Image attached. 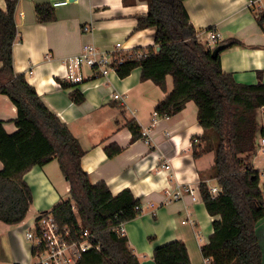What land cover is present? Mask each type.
Wrapping results in <instances>:
<instances>
[{"label": "crops", "instance_id": "crops-1", "mask_svg": "<svg viewBox=\"0 0 264 264\" xmlns=\"http://www.w3.org/2000/svg\"><path fill=\"white\" fill-rule=\"evenodd\" d=\"M8 1L13 0H0L3 12H7ZM128 1L77 0L55 9L52 22L41 23L36 6L48 4V0H18L14 71L24 75L46 107L77 138L85 151L81 165L90 182L106 184L114 196L128 189L140 202L142 213L125 224V233L141 263L154 260L157 247L179 241L185 244L191 264H209L201 249L209 243L213 222L218 218L207 212L200 185L204 180L209 187H218V183L207 180L214 164L213 153L194 156L193 144L204 134L198 123V107L189 102L171 117H153L161 102L183 99L192 90L191 79L169 68H139L125 79L111 73L104 79L89 80L93 75L84 69L87 82L76 88L62 86L65 60L79 55L87 44L101 52L114 51L117 44L125 51L156 48L154 29L137 30L138 18L149 12L147 2ZM251 1H185L197 35L211 30L221 36L220 44L231 40L239 43L229 46L220 56L223 72L242 85L264 83V32L257 23V15L264 13V0ZM85 26L91 30L85 32ZM76 90L85 96L80 105L72 98ZM114 94L121 95L123 101L113 100ZM17 115L11 100L0 95V121L5 123L8 134L17 130ZM133 120L145 136L137 141H132V133L125 127ZM258 121L264 129V108L258 113ZM260 140L259 136L258 146ZM111 145L122 149L114 158L106 153ZM259 156L260 152L255 158ZM165 165L170 169L166 170ZM24 181L32 190L33 202L22 223L10 226L0 221L4 224L0 225V264H35L25 240L27 231L41 214L71 199L69 183L57 160L31 169ZM179 188L195 190L198 201L183 192L180 200L169 202ZM187 216L191 224L183 225ZM256 234H260L264 262V220L257 225Z\"/></svg>", "mask_w": 264, "mask_h": 264}, {"label": "trees", "instance_id": "trees-1", "mask_svg": "<svg viewBox=\"0 0 264 264\" xmlns=\"http://www.w3.org/2000/svg\"><path fill=\"white\" fill-rule=\"evenodd\" d=\"M144 1L149 12L138 18L137 30L154 29L156 48L134 49L143 50L146 57L125 60L116 73L125 79L139 68H169L191 79L192 90L183 99L161 102L155 112L171 117L194 102L198 123L204 129L193 144L194 156L214 155L207 180L217 181L220 192L213 197L204 180L200 193L209 215L218 219L213 222L209 243L201 249L203 258L209 264H264L256 234L257 225L264 220V191L261 171L252 165L259 150L258 138H264L258 121V113L264 108V83L238 84L231 74L223 72L221 54L212 58L211 51L199 41L185 8L186 0ZM17 3L8 1L7 12L0 9V95L7 96L18 111L14 133L8 134L0 121V221L13 226L25 220L33 195L24 175L57 160L69 183L71 199L55 206L51 213L59 224L75 233L89 230L101 245L100 251L88 252L81 264H141L128 238L116 232L121 224L139 215L136 207L140 202L128 189L114 196L106 184L90 182L81 165L85 151L77 138L46 107L24 75L14 71ZM36 13L41 23L55 19L54 9L48 4L37 5ZM257 23L264 32V13L257 15ZM228 44L239 43L231 40ZM62 86L78 85L64 82ZM72 98L79 105L85 100L80 90ZM125 127L132 133V141L145 137L136 121H128ZM121 152L115 145L106 148L109 158ZM153 259L156 264H191L185 244L179 241L157 247Z\"/></svg>", "mask_w": 264, "mask_h": 264}, {"label": "built area", "instance_id": "built-area-1", "mask_svg": "<svg viewBox=\"0 0 264 264\" xmlns=\"http://www.w3.org/2000/svg\"><path fill=\"white\" fill-rule=\"evenodd\" d=\"M76 1L48 0V5L55 10L67 7ZM251 3H254V1H251ZM90 30V26L84 27L85 32ZM197 37L211 52L221 43V36L211 30L200 33ZM144 57H146V53L143 50L125 51L121 44H117L115 50L111 52H101L95 45L87 44L79 55L65 60L66 73L63 82L72 85L87 82L83 73L84 69L90 70L93 75V78L89 80L104 79L111 73H116L118 66L125 60H140ZM112 99L123 101V97L119 94L112 95ZM153 117L154 119L168 118V116L160 117L157 112H154ZM259 152L262 155L260 163L264 165V138L260 140L257 153ZM163 167L166 170L170 169L168 165ZM261 175L264 176V168L261 170ZM209 189L213 197L218 196L219 187H210ZM183 192L190 194L194 202L198 201L195 190H182V188H179L171 195L169 202L180 200ZM136 210L139 214L142 213L140 205L136 207ZM189 223V217L187 216L182 224ZM116 232L121 236H126L125 223L121 224ZM26 240L32 245V255L37 260L35 264H81L88 252L100 251L101 249V245L96 241V236L89 230L81 229L79 233H75L70 227L59 224L51 212L43 213L38 217L34 225L27 231ZM207 262L209 263L208 260Z\"/></svg>", "mask_w": 264, "mask_h": 264}, {"label": "rangeland", "instance_id": "rangeland-1", "mask_svg": "<svg viewBox=\"0 0 264 264\" xmlns=\"http://www.w3.org/2000/svg\"><path fill=\"white\" fill-rule=\"evenodd\" d=\"M256 157V156H255ZM253 158L252 159V163L254 164L253 166L255 167V169L256 170H261V169H263V164H261L260 163V159L262 158V155L260 154V156H259V158L257 159V158ZM261 188H262V190L264 191V176H262V178H261ZM0 225H4L3 223H1L0 222ZM25 233V232H24ZM25 235V234H24ZM258 238H260V234L258 235ZM26 240V239H25ZM26 242L29 244V247H30V249H31V251H32V245L26 240ZM263 246V248H264V245H262ZM31 258H32V263H36V259L33 257V255L31 256Z\"/></svg>", "mask_w": 264, "mask_h": 264}, {"label": "water", "instance_id": "water-1", "mask_svg": "<svg viewBox=\"0 0 264 264\" xmlns=\"http://www.w3.org/2000/svg\"><path fill=\"white\" fill-rule=\"evenodd\" d=\"M229 47V44H219L217 45V47L211 52L212 58L216 59L218 58V56L227 48ZM158 50H160V48H158ZM141 264H156L154 262V260H148V261H144Z\"/></svg>", "mask_w": 264, "mask_h": 264}]
</instances>
